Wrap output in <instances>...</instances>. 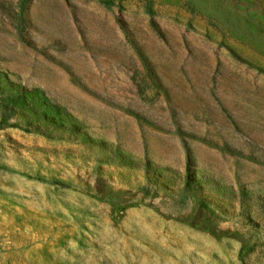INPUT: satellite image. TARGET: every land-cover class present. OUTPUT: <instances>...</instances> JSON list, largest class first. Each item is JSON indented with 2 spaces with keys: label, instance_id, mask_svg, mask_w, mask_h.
Listing matches in <instances>:
<instances>
[{
  "label": "rangeland",
  "instance_id": "obj_1",
  "mask_svg": "<svg viewBox=\"0 0 264 264\" xmlns=\"http://www.w3.org/2000/svg\"><path fill=\"white\" fill-rule=\"evenodd\" d=\"M17 1L0 264H264V0Z\"/></svg>",
  "mask_w": 264,
  "mask_h": 264
},
{
  "label": "trees",
  "instance_id": "obj_2",
  "mask_svg": "<svg viewBox=\"0 0 264 264\" xmlns=\"http://www.w3.org/2000/svg\"><path fill=\"white\" fill-rule=\"evenodd\" d=\"M26 0H18L17 1V5L19 8V11H21L23 9V6L25 4ZM34 91H38L36 89H34ZM19 93L18 91L15 92H10L9 94H7L6 96V100L3 101L1 103V111H0V126L4 123L7 122L8 116L13 113L16 109V102L17 99L19 98ZM40 94V93H39ZM31 104H28V106ZM50 111L57 114V115H63L65 117V119L60 121V126L65 127L67 129H71L75 132L78 131V123L77 120L75 118H73L64 108L56 105V104H50ZM43 116L46 118L51 117V114H49L48 111L44 110L42 112ZM14 125V124H11ZM199 206L205 207V204L203 201L199 202Z\"/></svg>",
  "mask_w": 264,
  "mask_h": 264
}]
</instances>
